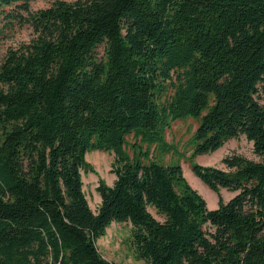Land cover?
<instances>
[{
    "label": "trees",
    "instance_id": "1",
    "mask_svg": "<svg viewBox=\"0 0 264 264\" xmlns=\"http://www.w3.org/2000/svg\"><path fill=\"white\" fill-rule=\"evenodd\" d=\"M16 19L32 35L0 62V264H121L96 245L112 221L146 264H264V0H0V32ZM186 115L195 152L243 136L257 157L192 164L213 209L179 164L124 149ZM95 149L115 179L93 210Z\"/></svg>",
    "mask_w": 264,
    "mask_h": 264
},
{
    "label": "rangeland",
    "instance_id": "2",
    "mask_svg": "<svg viewBox=\"0 0 264 264\" xmlns=\"http://www.w3.org/2000/svg\"><path fill=\"white\" fill-rule=\"evenodd\" d=\"M54 0H30V9L37 10L48 7ZM72 1V0H67ZM21 14H25L21 11ZM32 30L26 23L13 20L8 27L0 32V62L9 48H16L22 42L30 39ZM102 51V47L99 48ZM198 118L194 115H186L172 120L158 138L141 140L134 133L127 136L124 146L130 157L142 155L141 160L148 163L151 159L162 164H179L183 175L189 184L198 190L206 200L210 209L218 206L217 194L208 188L192 171V164L212 165L224 167L222 158L228 153H240L249 158L257 159L252 153L251 142L243 136L231 138L224 145L213 152L197 153L195 147L197 140L195 130ZM143 152V153H142ZM114 153L101 150H90L86 154V160L94 171L82 172L83 190L90 207L96 210L100 196L96 192V186L100 179L111 185L115 174L111 172V163ZM222 198L226 201L234 195V192L221 189ZM149 211L159 220L162 217L149 207ZM133 225L129 221H112L106 228L104 235L96 240V245L101 255L121 264H146L136 256L132 243Z\"/></svg>",
    "mask_w": 264,
    "mask_h": 264
}]
</instances>
